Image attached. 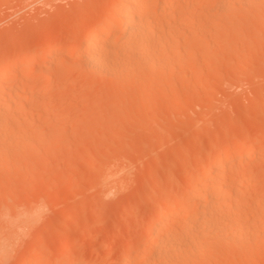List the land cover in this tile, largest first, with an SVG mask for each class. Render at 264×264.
<instances>
[{
    "label": "rangeland",
    "instance_id": "rangeland-1",
    "mask_svg": "<svg viewBox=\"0 0 264 264\" xmlns=\"http://www.w3.org/2000/svg\"><path fill=\"white\" fill-rule=\"evenodd\" d=\"M118 1L0 0V264H264V0H152L87 68L80 41ZM207 201L217 230L193 219ZM186 219L204 247L165 250Z\"/></svg>",
    "mask_w": 264,
    "mask_h": 264
},
{
    "label": "bare ground",
    "instance_id": "bare-ground-1",
    "mask_svg": "<svg viewBox=\"0 0 264 264\" xmlns=\"http://www.w3.org/2000/svg\"><path fill=\"white\" fill-rule=\"evenodd\" d=\"M118 1V0H117ZM166 0H158L157 1V4L156 5H158V6H160V7H164L165 6V4H166ZM152 3V0H121L120 2L118 1V3H116L115 2V7H114V11H112L111 12V14L110 15H108V20H105L104 22H101L100 24H98V25H96V26H92V28H90V29H87V34H86V36H83L84 38H82L81 39V43H80V47H81V52L84 54V64H85V67H87V68H94V69H96L97 67L99 68V67H101V64L103 63V61H104V59H105V57H107L108 56V54H109V50L111 51V48H109L108 47V45H103V42H102V38H103V35L105 36V35H109L112 31H113V24H112V21L110 22V20H115L114 22H120L119 24H120V26H122V27H124V34L125 33H127V32H129V30L130 29H134V31L136 30V31H139L140 29H141V27L143 26V21L141 20V19H139L138 17L139 16H141L142 15V13L143 12H145L146 10H147V6H149V4H151ZM116 4H119V5H116ZM138 16V17H137ZM118 21H117V20ZM57 46H55V47H53V48H51V50L49 51V54L47 53L48 52V50H47V54L49 55L48 56V59L46 60L47 61V63H45V64H50L51 62H53L56 58H57V56L55 57V53H56V49H58V48H56ZM45 53V52H44ZM47 54H44L45 56L44 57H46V55ZM41 58H43V53L41 52V51H33L32 53H30V55L28 56V62L29 63H31L32 65H34V63H36V61L37 60H39V59H41ZM61 59H67V58H61ZM15 61H17V60H14V62ZM18 62V61H17ZM12 63H10V64H8V66H10ZM31 65V66H32ZM12 67V66H11ZM97 68V69H98ZM103 68H100V69H98V70H100V72H101V70H102ZM12 70H13V68H12ZM11 68L10 67H0V78L1 77H5V75H7V74H9L11 71ZM12 73V72H11ZM8 76V75H7ZM1 80V79H0ZM1 83V82H0ZM39 89H41V88H39ZM17 94V93H16ZM16 100V99H15ZM11 102L13 101V99L12 100H10ZM19 103V102H18ZM21 103V102H20ZM1 104V103H0ZM0 109L2 110V109H4V108H2V106L0 105ZM0 110V111H1ZM2 112V114H3V112L5 113V109H4V111L2 110L1 111ZM0 112V113H1ZM1 116V115H0ZM239 144L237 143H234L233 145H232V151H235L239 146H238ZM237 151V150H236ZM250 150H246V152L245 153H243L242 154V159H241V161H244V160H246L249 156H250V152H249ZM224 153V154H223ZM222 154H218L216 157H215V159H214V168H219V167H221V166H226V165H228L229 163H230V161H231V156H230V154H228V152H227V154H226V151L225 152H223ZM217 171V170H216ZM218 172V171H217ZM198 179L199 178H201L202 177V175L201 174H199L198 176ZM219 188H221V189H223V186L224 185H226L225 184V182H222V181H220L219 183ZM245 184V181H243V182H241L240 184H239V187L240 186H242V185H244ZM210 189H211V187L210 186H208V185H204L202 188H200V187H198V188H196V189H194V190H192V191H190L188 194H186V195H184V196H182L181 197V199L183 200V199H185V198H187V197H190L191 198V200H193V201H198V202H201L200 200H201V198H203V197H205V196H208V194H210L209 192H210ZM219 190V189H218ZM213 191V190H212ZM211 191V192H212ZM212 200V199H211ZM210 202V201H209ZM208 201H207V203H205V202H203V205L202 204H200L201 205V207H199L200 209V211H198L199 212V214L198 213H196V214H198V216L197 215H195V216H197V217H193V219H197V220H199V219H205L204 221H206L207 219H213L214 217L216 218L217 216V218H220L219 216L220 215H218L219 213H222L223 211H221V210H223L224 208H223V206L224 205H221L222 206V209H221V207H220V205H217V206H219V207H216V205H214L216 202H217V200H213V202H214V204H212V201H211V203H209ZM205 203V204H204ZM217 203H219L220 204V201L219 202H217ZM222 203V202H221ZM223 204V203H222ZM225 204V203H224ZM231 208V207H230ZM233 208V207H232ZM221 209V210H220ZM185 213V209L184 208H182V210H181V215L182 214H184ZM224 213H225V209H224ZM171 214H174V213H171L170 211H169V209H167V208H162L158 213H157V217L158 218H160V219H162V218H165L166 220H170L171 218H172V215ZM174 216V215H173ZM223 216H224V214H223ZM221 217H222V215H221ZM214 218V219H215ZM213 219V220H214ZM227 219V218H226ZM189 220H191V219H186V221H189ZM212 220V222L213 223H211V224H214V222H217L219 219H217V221L216 220H214L213 221ZM200 221V220H199ZM190 222H192V221H189V222H187V223H185L184 224V226H183V228H184V230H183V232L181 231V232H176L174 235H170L167 239H169L170 238V245H164L166 242H165V240H164V242H160V243H163L162 245H164L165 247H163V246H158L157 245V243H156V241H154V240H152V241H150V242H145L143 245H142V252L143 253H147V252H150V251H153V250H155V249H158L157 250V260H159L160 258L162 259L163 258V256L164 255H167V251L166 252H164L165 250H167V247L166 246H169V250L168 251H172V249L171 248H173V249H175L176 251H174V252H176L177 253V251L179 252V250H180V248H182V247H185V248H187V247H193V250H194V248H195V245H196V240H198V242L199 243H201V245L202 244H204V242L202 243L201 242V239L203 238V236H201V239L199 240V238H200V236L198 235V232L196 233V231H199V230H201L200 228H202L203 227V223L201 224V227H200V223L199 222H197L196 224H198V229H197V226L195 227H193V226H191L189 223ZM208 222V221H207ZM211 222V221H210ZM210 222H209V224H206V227H207V225H210ZM192 224V223H191ZM193 224H194V222H193ZM192 224V225H193ZM159 226V225H158ZM214 227H215V224L213 225ZM208 227H210V226H208ZM217 227H218V225H217ZM155 228H158L157 227V225L156 226H152V227H150L149 228V231H153ZM211 228H213L212 226H211ZM216 228V227H215ZM214 228V229H215ZM219 228V227H218ZM221 228V227H220ZM160 231L161 230H163V227H159L158 228ZM213 229V230H214ZM239 229V228H238ZM237 229V230H238ZM212 230V231H213ZM216 230H217V228H216ZM221 230H223V232H224V230L225 229H223V228H221ZM221 230H219L218 229V231L220 232ZM236 230V231H237ZM241 230V229H240ZM194 231H195V233H194ZM202 231V233H204L205 231H207L208 232V235H209V231L211 232V230H208L207 228L205 229V231H203V230H201ZM200 231V232H201ZM235 231V232H236ZM199 232V233H200ZM222 232V231H221ZM222 232V236H221V238H224V240H225V238L227 237L226 236V234H225V236L226 237H223V234L225 233H223ZM234 231H233V233H235ZM241 232V234H242V231H240ZM240 232H239V234H240ZM202 233H200V234H202ZM213 233H216L217 234V231H213ZM226 233H227V235L229 236V234H228V232L226 231ZM231 233V235L233 234L232 232H230ZM187 234H189L188 236H190V239H188V240H191L190 242L189 241H187V239H185V235H187ZM205 234H206V232H205ZM205 234H204V237L206 238V237H208V235L207 236H205ZM237 234H238V231H237ZM240 234V236L239 235H236V233H235V237L232 235L230 238L231 239H229L228 237L226 238V239H228V240H233V239H236V238H241V235ZM219 235V233L216 235V238L217 239H219L220 237V235ZM211 236H213V235H210V237ZM219 238H218V237ZM198 237V238H197ZM233 237V238H232ZM149 238L151 239L152 237H150L149 236ZM204 238V239H205ZM215 238V237H214ZM149 239V240H150ZM148 240V241H149ZM227 240V241H228ZM192 242H193V245H192ZM194 242H195V245H194ZM234 242H236V240H234ZM237 242H238V239H237ZM157 246H156V245ZM197 245H200V244H197ZM196 245V246H197ZM170 246H171V248H170ZM156 247H158V248H156ZM161 247H163V248H165V250H163L162 249V253H160L161 252ZM198 247V246H197ZM195 248V249H198V248ZM202 247H204L203 245L200 247L199 246V248H202ZM177 248V249H176ZM160 249V250H159ZM190 249V248H189ZM182 250H185V249H182ZM188 250V249H187ZM191 250H192V248H191ZM160 251V252H159ZM181 251V250H180ZM158 252L160 253L159 255H158ZM173 252V253H174ZM164 253V254H163ZM166 253V254H165ZM173 253H171V252H168V254H170V256L169 257H172L173 255H175V254H173ZM162 254H163V256H162ZM171 254H173L172 256H171ZM145 255V254H144ZM144 255H142V256H144ZM161 256V257H160ZM168 256V255H167ZM159 257V258H158ZM173 258V257H172ZM160 259V260H161ZM77 263H78V260L76 261ZM124 262V261H123ZM127 262V263H126ZM129 263V261H125L123 264H128ZM130 264V263H129Z\"/></svg>",
    "mask_w": 264,
    "mask_h": 264
}]
</instances>
